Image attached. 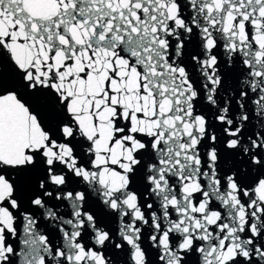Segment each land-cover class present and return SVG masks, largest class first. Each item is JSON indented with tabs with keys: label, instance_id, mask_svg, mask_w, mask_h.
<instances>
[{
	"label": "snow or ice",
	"instance_id": "obj_1",
	"mask_svg": "<svg viewBox=\"0 0 264 264\" xmlns=\"http://www.w3.org/2000/svg\"><path fill=\"white\" fill-rule=\"evenodd\" d=\"M0 264H264V0H0Z\"/></svg>",
	"mask_w": 264,
	"mask_h": 264
}]
</instances>
